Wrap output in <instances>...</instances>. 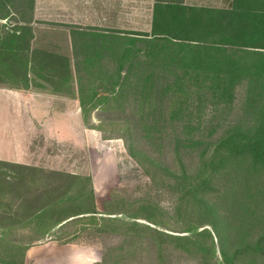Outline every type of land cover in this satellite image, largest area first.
<instances>
[{
    "label": "rangeland",
    "instance_id": "1",
    "mask_svg": "<svg viewBox=\"0 0 264 264\" xmlns=\"http://www.w3.org/2000/svg\"><path fill=\"white\" fill-rule=\"evenodd\" d=\"M11 1L0 11L8 15L0 39L31 22L27 58L40 62L33 52H48L61 67L51 60L45 75L26 72L27 81L0 74V89L35 94L45 108L31 114L33 103L15 99L10 115L0 94V261L20 262L25 246L46 241L56 222L95 209V221L73 220L58 236L115 264H264V168L245 156L222 168L219 157L210 163L219 146L221 157L264 140V53L250 48L257 40L210 42L223 46L215 59L212 49L193 53L175 43L158 63L130 67L129 58L117 74L125 49L129 56L148 49L138 40L151 34L155 4L191 7L197 24L223 22L218 12L230 21L242 12L235 0ZM210 175L202 193L201 178Z\"/></svg>",
    "mask_w": 264,
    "mask_h": 264
},
{
    "label": "trees",
    "instance_id": "2",
    "mask_svg": "<svg viewBox=\"0 0 264 264\" xmlns=\"http://www.w3.org/2000/svg\"><path fill=\"white\" fill-rule=\"evenodd\" d=\"M22 2L23 0H18V2ZM33 3V2H32ZM0 11L7 10L6 12H9V8L14 7L12 5L11 0H0ZM234 7L242 11L240 13H234V14H228V17H231V20H225L227 18V14L223 12H218V16H223V22H220L218 19H214L213 17L205 18L203 22L195 23V18L193 16V11L191 7H185L183 6L179 10H175L173 6L169 4H155L153 9V23H152V29L150 35H144L145 38L142 40H138L139 42L144 43V45H148V49L146 50H136L134 53L129 56L128 49H125L124 52L118 56L117 60V74L122 76L123 73H126L124 69L126 68L124 65L125 63L130 60L131 58V64L130 67H133L135 65H139L140 67H144L145 65H148L149 62L151 63H158V55L162 54L165 49L168 47L170 49L171 46H173L175 43L185 44L184 46L192 45L193 51L200 49V50H206L212 49L213 54H210L211 59H215L217 56H220L219 51H222L221 45H217V47H210V42H214L215 44H234V42H244L246 40H257L255 47H250L253 49V55H261L264 53V0H235L234 1ZM177 11L181 13L182 19L178 21ZM201 11V10H199ZM4 12L2 15L0 14V19H7L8 15ZM32 12H33V6H32ZM202 12V11H201ZM209 15L214 16L216 12L207 11ZM191 13V15L188 16V14ZM11 16V15H10ZM9 16V17H10ZM229 21V22H228ZM31 24V22H30ZM30 24H24V26L21 29H14L12 31V36L10 35L9 38H1L0 39V74L6 75L8 78L14 77V76H21V80L27 81V74L29 72H33L34 74H42L45 75L46 72L49 69V67L52 65V61L54 60L56 62L53 67L57 70L60 66L61 59H52L50 57L53 56V54L43 51H34L33 54L36 58V55L42 56L40 58V62H38L35 59H32L30 57L27 58L26 52H29L30 45L29 40H33L34 34L33 30L30 28ZM234 27H238V31H233L230 29V27L233 29ZM210 30H214L213 33H209ZM72 34V33H71ZM93 37L94 34H91ZM201 35H204V37H200ZM73 38L72 35H70V38ZM70 42H76L74 41L75 38L72 39ZM148 38V39H147ZM226 38H231L233 41H226ZM134 40L132 43H135ZM189 50V52L191 51ZM20 53H18V52ZM187 52V51H186ZM185 53V51H184ZM188 53V52H187ZM181 56L179 55H173L174 60L178 59L177 57ZM130 58V59H129ZM207 58V59H210ZM226 59L228 57L226 55H223V64H225ZM211 66H219L218 64H214L209 62ZM38 71L40 73H38ZM27 72V74H26ZM16 73V74H15ZM26 76V77H25ZM20 80V79H19ZM19 80L17 82H19ZM223 148V146H219L217 149V152H215L214 156L211 158L210 163H214L216 158H220V162L217 165V168H222L226 163L230 160H237L236 157L239 156H245L249 157L253 163L257 166H260L264 168V140H258V141H252L244 144L243 146L237 147L235 150L230 151L227 150L226 153H223V155L220 157V151ZM218 158V159H219ZM17 167V166H16ZM24 170H33L32 168H29L27 166H21L17 167ZM205 171L206 168L204 167ZM212 176L210 175L209 178L206 176H203L201 178L200 185L202 186L201 192L204 193L206 190H208L209 184H211ZM195 193H198L197 191H194ZM57 203H54L50 206H56ZM49 206V205H48ZM47 207L40 209V211L46 210ZM48 213L49 211L46 210ZM45 213V212H43ZM96 211L95 209H92L88 212L78 213L73 216H68L67 218H64L62 220H59L56 222L51 228L49 232H52V229H54L57 225L63 223L64 221H67L70 218L72 222L74 220V224L81 223V218H86L85 216L89 217V220L95 221L96 217ZM77 216V217H76ZM133 227H137V224H132ZM66 226L61 225L59 229L52 233L51 235L55 236V241L61 244H66L69 242H73L74 240L71 239H61L62 237L58 236V232L62 231ZM158 232V231H157ZM193 234H198L200 236H203L205 234V231H195L191 232ZM159 235H161L158 232ZM49 235V236H51ZM61 239V240H59ZM35 245L32 244V246ZM31 247L30 245L25 246V248L21 251L20 256V262H5L0 261V264H23L24 263V254L26 250ZM157 249L162 251L161 245H156ZM240 252V251H239ZM241 253H238V251L233 255L234 259H238L240 257ZM162 255V253H161ZM259 255L264 258V250L259 251ZM163 257V256H162ZM110 260L108 258L102 257V260L98 264H108ZM110 262L112 264L118 263V258L114 257Z\"/></svg>",
    "mask_w": 264,
    "mask_h": 264
},
{
    "label": "crops",
    "instance_id": "3",
    "mask_svg": "<svg viewBox=\"0 0 264 264\" xmlns=\"http://www.w3.org/2000/svg\"><path fill=\"white\" fill-rule=\"evenodd\" d=\"M38 1L39 0L36 2V7L39 5ZM65 10L67 11L68 9L65 8ZM37 12L38 9L34 8V14L36 16ZM0 94H3L8 101L9 106L6 109V112L10 115L16 114L18 111V107H14L13 105V101H15V99L16 101L21 102L23 104L22 106H28V108H30V103H33L32 108L29 110L31 114H35L37 111L43 112L45 109L44 105L37 104V95L35 94H30L28 92L23 93L16 89L10 90L4 88L0 89ZM37 107H41L43 109L36 110L35 108ZM17 138L18 137H11V144H18L19 138ZM71 219L57 225L54 229H52V233H55L61 225L66 226L67 224H70L72 222ZM60 233L63 234L62 231L58 232V234ZM53 235L49 236L48 239H45L46 241L29 247L24 254L23 264H98L101 262L102 255L97 248L79 245L75 241L61 244L54 240L55 236ZM63 236L64 235H62V238Z\"/></svg>",
    "mask_w": 264,
    "mask_h": 264
}]
</instances>
